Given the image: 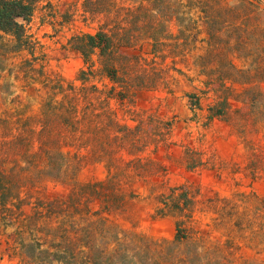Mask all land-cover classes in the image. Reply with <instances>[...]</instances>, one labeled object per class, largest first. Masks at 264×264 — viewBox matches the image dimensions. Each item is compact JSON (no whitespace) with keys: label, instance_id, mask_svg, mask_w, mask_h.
Segmentation results:
<instances>
[{"label":"trees","instance_id":"1","mask_svg":"<svg viewBox=\"0 0 264 264\" xmlns=\"http://www.w3.org/2000/svg\"><path fill=\"white\" fill-rule=\"evenodd\" d=\"M42 2L0 0V62L8 52L26 50L32 56L24 60L27 74L38 68L32 62L35 42L25 24ZM163 3L164 0H82L84 11L101 15L104 20L95 32L74 34L68 39L83 61L76 76L80 83L45 77L47 95L36 112L20 109L0 116V224H12L23 215L21 206L30 203L22 197L23 190L37 188L45 178L72 183L65 200L36 198L32 214L19 221L22 224L16 226L12 254L20 264H194L197 250L205 247L202 237L186 224L197 200L184 184L172 186L168 193L156 198L154 216L175 217L172 239L124 233L101 214L119 209L126 197L135 196L119 189L122 180L131 169L150 170L151 160L141 153L149 140L156 144L165 139L170 126L158 121L154 137L146 140L144 125L120 123L108 101L101 99L102 89L90 80L95 75L104 77L112 84L108 92L121 95L131 93L133 84L145 87L141 81L135 84L137 75H130L129 57L119 54V48L132 46L139 35L150 42L152 53L167 44L161 27L163 19L172 16L165 9L170 5ZM182 6L177 2L175 17L179 24L186 19ZM197 8L202 13L205 33L201 41L206 44L197 61L207 70L205 74H215L214 80L221 87V96L208 107V116H222L232 82L264 80V28L254 23L258 5L253 0H238L232 6L199 0ZM187 20L189 25L196 23L189 16ZM184 29L188 30L177 29L179 54L191 44ZM235 51L251 57L249 67L232 62L229 53ZM209 63L213 66L205 67ZM161 73L158 69L155 75ZM244 91L253 94L252 87ZM122 152L129 156L125 158ZM87 160L103 161L107 177L77 182V174ZM91 198L100 201L99 209L88 207ZM184 243L188 253L180 255V245Z\"/></svg>","mask_w":264,"mask_h":264},{"label":"rangeland","instance_id":"2","mask_svg":"<svg viewBox=\"0 0 264 264\" xmlns=\"http://www.w3.org/2000/svg\"><path fill=\"white\" fill-rule=\"evenodd\" d=\"M198 1L164 0L163 5H170L165 9L172 17L163 19L161 33L166 35L167 44L158 52L152 53L143 35L132 46L119 48V54L129 57L128 71L131 76L137 75L135 84L141 81L145 87L133 84L131 93L121 95L108 92L112 84L104 77L95 75L90 80L102 89L101 99L108 101L120 123L144 125L146 140L154 137L158 121L170 126L165 139L156 144L149 140L141 153L151 160L150 170L131 169L122 180L119 189L135 196L126 197L119 209L101 214L124 233L172 239L175 217L154 216L156 198L168 193L170 187L184 184L197 200L186 224L205 244L197 250L194 264H264V80L232 82L224 114L208 116V107L219 100L221 87L214 80L215 74H205L207 70L197 61L206 47L201 41L205 33ZM208 1L238 4V0ZM253 1L258 5L254 23L264 28V0ZM177 2L184 5L181 10L186 19L182 24L175 17ZM188 16L196 23L189 25ZM103 20L101 15L84 11L82 0H43L25 24L35 42L32 62L38 70L26 73L24 60L32 58L26 50L4 56L0 62V116L20 109L36 112L47 95L45 77L78 85L76 76L83 61L68 39L74 34L95 32ZM185 27L188 30L184 29V35L189 34L191 44L179 54L177 29ZM242 53L230 52L229 57L238 67L247 68L251 57ZM209 66L213 63L205 67ZM158 69L162 73L157 77ZM249 87L253 94L244 91ZM122 156L129 155L122 152ZM107 175L103 161L87 160L76 180L100 181ZM71 188L70 182L45 178L37 188L23 190L22 197L30 201L21 206L23 215L12 224H0V264H20L12 254L15 229L24 216L32 214L35 199L65 200ZM87 205L97 210L100 201L91 198ZM187 248V244H181L180 255H186Z\"/></svg>","mask_w":264,"mask_h":264}]
</instances>
